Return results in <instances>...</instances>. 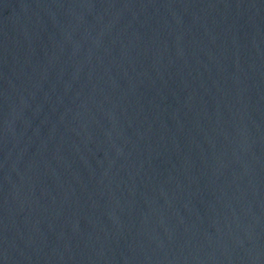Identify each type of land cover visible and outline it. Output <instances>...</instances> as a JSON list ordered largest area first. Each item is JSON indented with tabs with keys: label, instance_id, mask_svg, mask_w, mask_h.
<instances>
[{
	"label": "water",
	"instance_id": "1",
	"mask_svg": "<svg viewBox=\"0 0 264 264\" xmlns=\"http://www.w3.org/2000/svg\"><path fill=\"white\" fill-rule=\"evenodd\" d=\"M0 264H264V0H0Z\"/></svg>",
	"mask_w": 264,
	"mask_h": 264
}]
</instances>
